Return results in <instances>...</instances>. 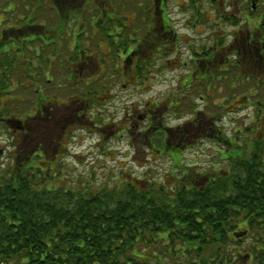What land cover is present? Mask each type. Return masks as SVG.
<instances>
[{
  "label": "flooded vegetation",
  "instance_id": "flooded-vegetation-1",
  "mask_svg": "<svg viewBox=\"0 0 264 264\" xmlns=\"http://www.w3.org/2000/svg\"><path fill=\"white\" fill-rule=\"evenodd\" d=\"M53 7L50 0H0V22H9L4 31L0 30V60L14 59L22 52L18 65L28 70V77H31V70L39 71L29 81L28 88L36 94L32 108L37 112V116L29 118L35 116L39 122L46 124V130H34L26 124L27 115L24 119H18L0 113V126L10 124L15 128L12 161L21 160L23 154L27 161L43 159L46 154L44 150L53 144L50 140L53 128L62 121L65 123L64 117L57 115L56 109L60 108L58 101L49 95L51 78H48L49 73L45 70L52 69L53 55L50 52L53 46L60 48L64 45L62 36L67 32V24L83 19L87 24L83 25L82 30L73 27L69 31L70 36L79 39L69 44L76 48L77 56L69 63L68 83L84 75L89 77L87 81L92 79V84L97 83L99 76L106 73L103 66L109 60L115 68L114 73L119 72L120 76H124L126 83L127 65H131L128 69L133 80L140 78V82L146 83L154 79L162 84L172 83L176 87L174 104L162 108L160 101L145 100L139 114L141 123L132 119L130 126L136 128L130 140L134 143L140 140L145 156L163 157L171 167L170 171H173L168 177L171 176L174 182L179 177L175 165L189 164L185 153L195 144L208 141L219 144L226 152L239 147L238 154L241 155L244 150L241 141L246 140L245 131L251 136L248 139L250 146L254 142L259 144L264 141V90L261 92L264 87V0H84L83 8L79 10L82 12L76 15L72 12L66 17L68 22L59 32V40L57 38L54 42L51 35L57 30L46 29L44 25L51 18ZM37 21L43 24H36ZM89 33L92 36L89 37ZM93 37L92 43L100 53L86 56L85 43ZM102 42L108 49L106 53H102L98 45ZM33 51L39 53L31 54ZM54 53L60 56L58 51ZM65 59L67 54L62 53L60 66ZM93 62L96 63L95 69L89 73ZM153 67L157 69L154 74L151 73ZM244 74L248 75L245 80ZM249 77L254 83L247 91L248 96L239 95L240 89L249 83ZM43 79L48 85L37 88V81L41 83ZM107 80L110 86L111 78ZM227 85L232 86L233 94L229 97L230 101L229 98L225 99L228 102L227 112L246 111L245 114L252 119L248 126L242 125L233 131L234 137L228 136L222 127L216 125L215 119H207L208 116L193 104L195 91L202 92L197 99L204 101L225 93ZM123 88L127 89L124 83ZM212 88L217 93H213ZM103 95L97 99L105 100ZM183 100H188L189 109L186 113L178 114L175 109ZM37 101L43 108L35 107ZM78 102L81 107L86 104V101L76 99L73 104ZM80 106H76L78 111L82 110ZM169 115L177 119V125L166 126ZM77 121L76 117L70 123L77 124ZM242 123H245V119H242ZM64 129L60 134L62 138H65ZM124 131L127 132V128ZM258 137L260 140H256ZM56 144L60 145L58 142ZM27 146L31 149L25 150ZM58 150L56 146L54 159ZM0 155L3 153L0 152ZM222 161L226 162L227 158L219 159V163ZM214 176L200 177L205 181L199 186L205 187L209 178ZM148 177L145 175V180ZM181 178L186 179L187 175Z\"/></svg>",
  "mask_w": 264,
  "mask_h": 264
},
{
  "label": "trees",
  "instance_id": "trees-1",
  "mask_svg": "<svg viewBox=\"0 0 264 264\" xmlns=\"http://www.w3.org/2000/svg\"><path fill=\"white\" fill-rule=\"evenodd\" d=\"M50 3L56 17L54 42L66 17L79 13L84 0ZM77 25L70 21L68 30ZM70 35L62 39L67 55L69 44L79 39ZM4 60L0 93L22 68L15 67L16 58ZM243 149L241 155L231 149L236 156H227L217 172L175 165L187 178L177 177L170 188L127 183L96 191L91 185L54 187L55 179L38 168L39 158L27 161L23 154L12 166L0 168V264H233L230 235L236 231L247 233L242 239L248 241L246 263L264 264V143ZM49 150L52 159L54 148ZM206 175L215 176L201 188L205 179L199 178Z\"/></svg>",
  "mask_w": 264,
  "mask_h": 264
},
{
  "label": "rangeland",
  "instance_id": "rangeland-1",
  "mask_svg": "<svg viewBox=\"0 0 264 264\" xmlns=\"http://www.w3.org/2000/svg\"><path fill=\"white\" fill-rule=\"evenodd\" d=\"M11 8L12 7H10L9 10ZM50 19L52 22L55 19L54 15L51 14ZM128 23L129 21H127V24ZM5 24L7 25V23ZM53 25L54 23H52V26ZM85 45H87V50L89 52L86 53V55L94 56L100 53L92 42L88 41ZM98 45L102 53L107 52L108 49L106 44L102 42ZM61 50L63 53H67L66 46L64 49L61 48ZM38 53V51L35 52V54ZM52 53L53 51L50 52L51 56ZM55 63L56 62H54V64L52 63L51 71L45 70L46 73H49L48 78H57L63 69L62 67H65L64 64L57 70H53ZM95 65V62L91 64L89 73L95 69ZM130 66L127 65V83L125 77L120 76L119 72L114 73L115 68H113V63L107 60V65L103 66V70H106V73L101 77L99 76L95 84H92V79L87 81L89 77L86 75L75 79L73 81L75 87H67L65 91H59V89L55 88L57 85L52 84L49 95L50 97H55L54 99L58 101L60 108L56 109L57 115H62L65 119V123L63 124L62 121L54 127L50 136L51 141L55 139L60 144L57 145L59 150L57 151L56 159L53 158L54 155L51 159L49 149H45L44 152L47 153V160H45V157L41 159L38 168L48 173L50 178L55 179L52 183L54 187L63 186L68 188L70 185L75 184L78 188H81L91 185L96 191V189L98 190L101 187L106 190H111L114 188H123L127 183L138 185L139 187L141 183H145L146 185L154 184L158 189L164 187L170 188L174 183V179L171 176L168 177L171 167L165 162L163 157L156 158V156L152 155L145 156L140 140L137 139L135 143L130 140L132 135L136 132V128H130V126L132 119L141 123L139 114L142 106L141 104L145 100L150 102L160 101L162 102V108L164 105L169 107L174 104L176 87L172 83L162 84L161 81H156L154 79H150L146 83L144 81L140 82V78L136 79L137 82H140L138 86H132L131 84L134 80L130 77L131 72L128 69ZM156 72L157 69L153 67L151 73L154 74ZM52 73H55V75ZM244 76L243 79L245 80L248 75L244 74ZM90 77H93V75H90ZM9 78H11L10 83H16L13 75L12 77L10 75ZM107 78H111L110 86ZM249 78V83L240 89L239 95L248 96L247 91L254 83L252 78ZM22 82L23 81L20 83ZM86 83L89 85H86ZM123 83L126 84L127 89L123 88ZM65 84L66 81L65 83L63 82L62 85ZM24 85L22 87H24ZM40 85L46 87L48 84L40 83ZM213 86L216 87L215 84ZM6 87L7 90L10 89V85ZM231 87L232 86L227 85V91L225 93H222L220 96L216 95L217 98L205 99L204 101L197 99L202 92L198 93V91H195V100L193 104L198 111H202L208 116L207 119H215L217 125L222 127L228 136L234 137L232 134L233 131L238 130L239 126L247 125V122L242 123L241 121L245 118L244 115L247 114H245L246 111L234 114H229L227 112L228 102L225 101V99L233 95L231 94ZM57 88H59V86ZM262 90H264V87L261 88V92ZM212 92L217 93L214 89ZM101 94H104L103 96L106 97L105 100L97 99ZM39 96L42 97L43 94L40 93ZM34 98L35 95L32 90L16 91L12 93V95L9 93L8 96H2L0 98V113L5 117L17 118L27 115L25 121L30 128L34 130L39 128L46 130V124H42L37 120V117H35L37 116L35 109L32 107V109L29 107L27 108L25 104L27 103L29 106H32ZM83 98H86V104L83 107L80 106V102L75 105L73 104L75 99L81 101ZM20 99H27L28 102L19 101ZM230 100L231 98H229V101ZM17 101L23 103L26 108H17ZM241 103H243V101H241ZM76 106H80L82 110L78 111ZM188 106V100H183L175 111L178 114L186 113L189 109ZM35 107H37V109L43 108L39 101H37ZM32 115L35 116L29 118V116ZM164 115H167V113H164ZM76 117L78 118L77 124H71L70 121H75ZM177 124V119L172 118V115L166 118V126L173 127ZM64 126L65 138H62L63 135L60 137V134ZM126 128L127 132H121ZM14 130L15 128L10 124L0 126V152H5L0 157V168L12 166V161L10 162L11 164L3 163H7L13 148L12 143H16L15 138H12V135L14 136ZM67 146L66 152H63V148ZM27 148L31 149V147L28 146ZM221 150L223 149L218 145L208 141H202L199 144H195L185 153V159L190 163H186V165L192 167L196 173L203 174L207 171L212 173L215 168L223 170L224 167L222 165L224 162L219 163ZM63 153L65 154L64 157H62ZM236 153L235 151H228L226 155L236 156ZM49 168L51 169L49 170ZM145 175H148V179L151 181L145 180ZM70 187L72 188L73 186ZM50 188L51 184L49 183L46 185V189ZM230 238L233 240L232 235H230ZM231 242L229 250L234 254V257H232L233 264H249L246 263L247 261L245 260V246L248 241ZM209 253L210 251L206 253L205 256H209ZM157 258H159L158 255ZM159 260L163 262L164 259L159 258Z\"/></svg>",
  "mask_w": 264,
  "mask_h": 264
},
{
  "label": "water",
  "instance_id": "water-1",
  "mask_svg": "<svg viewBox=\"0 0 264 264\" xmlns=\"http://www.w3.org/2000/svg\"><path fill=\"white\" fill-rule=\"evenodd\" d=\"M235 237H236V238H239V237H241V236H237V235H235Z\"/></svg>",
  "mask_w": 264,
  "mask_h": 264
}]
</instances>
